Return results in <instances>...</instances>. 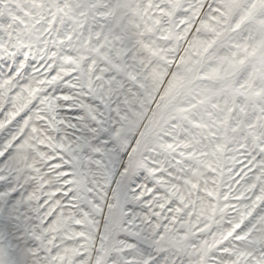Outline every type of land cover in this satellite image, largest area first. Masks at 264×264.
Returning <instances> with one entry per match:
<instances>
[{"label": "snow or ice", "instance_id": "snow-or-ice-1", "mask_svg": "<svg viewBox=\"0 0 264 264\" xmlns=\"http://www.w3.org/2000/svg\"><path fill=\"white\" fill-rule=\"evenodd\" d=\"M0 264H264V0H0Z\"/></svg>", "mask_w": 264, "mask_h": 264}]
</instances>
